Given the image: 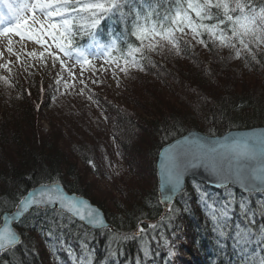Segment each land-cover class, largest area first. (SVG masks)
I'll return each mask as SVG.
<instances>
[{"label":"trees","instance_id":"1","mask_svg":"<svg viewBox=\"0 0 264 264\" xmlns=\"http://www.w3.org/2000/svg\"><path fill=\"white\" fill-rule=\"evenodd\" d=\"M138 1H142L139 3L142 9L137 7ZM234 2L230 0L233 5ZM130 3L123 8L129 15L116 12L104 22L113 23L118 30L121 50L126 48V43L139 46V41L130 35L136 10L144 13L155 9L163 18L175 6L174 0H133ZM251 5L259 11L264 0H251ZM211 13L213 19L204 20V24L223 19L220 10L212 8ZM191 15L200 23L194 13ZM221 28L227 31L226 25ZM183 36L176 33L179 41ZM197 37L209 51L213 48L230 52L238 65L231 69L227 64L216 63V69L213 65V70H205V63H195L192 66L195 75L187 72V77H182L184 75L172 66L187 92L178 107L191 110L189 100L194 99L195 116L174 109L167 96L160 106H151L147 95L159 98L160 88L157 92L143 89L136 93L132 87L114 91L105 80L101 88L88 78L84 85L80 82L82 87H78V93L74 90L69 93L68 97H77L71 106L47 116L45 110L64 101L71 102L64 93L58 92L55 80L59 76L45 79L42 71H36L30 81L29 76L19 71L3 75L0 72V78H4L0 79V215L11 211L28 190L41 183L59 182L66 191L94 204L88 184L77 179L71 154L97 177L107 176L105 171L113 158L101 154L108 137L118 143V149L113 146V150L122 152L124 176L135 173L129 170V160L134 159L132 154L145 152L154 180L148 190L133 183L135 191L130 187V196L126 199L133 202L128 207L117 205L112 213L95 202L111 229H89L56 209L29 211L15 225L20 242L1 252L0 264H261L264 261V193L241 194L231 188L215 190L189 180L185 193L175 199L170 213L162 215L163 208L158 202L153 164L162 145L190 129L218 135L232 128L264 125V44H251V52L242 50L237 58L236 49L221 46L207 32ZM183 46L185 50L187 46ZM180 52L187 58L194 55V51ZM120 55V52L113 53L115 58ZM166 63L173 64L158 51L146 52L143 59L138 56V66L122 72L135 77L137 73L166 77L170 73ZM111 65L117 69L124 67L122 61L120 68L114 63ZM227 71L232 77L224 85L219 75L225 77ZM124 91H129L133 98L124 95ZM78 100L83 106H79ZM94 112L98 113V118L93 117ZM41 119L49 122L47 130L42 129ZM196 119L202 124L199 128ZM149 222L151 224L146 225ZM141 228L142 236H138L136 232ZM185 255L188 257L184 258Z\"/></svg>","mask_w":264,"mask_h":264},{"label":"snow or ice","instance_id":"2","mask_svg":"<svg viewBox=\"0 0 264 264\" xmlns=\"http://www.w3.org/2000/svg\"><path fill=\"white\" fill-rule=\"evenodd\" d=\"M128 3L129 0H24L15 7L12 4L7 5L15 24L0 28V35L7 36L9 33H14L21 38L27 37L29 40H34L40 45H48L45 37H49L60 52L69 57L75 54L76 62L82 65H91V61L85 49L75 44V39L77 36H89L93 45L101 49L103 55L108 58L105 62L110 61L117 67H120L121 61L123 62L124 67L120 68L123 72H127L131 66H138V56L143 59L146 52L158 51L165 45L178 48L176 33L185 34V28L191 30L193 38L200 36L202 32H207L214 40H218L221 46L236 49L237 58H240L242 50L251 52V44L255 43L257 46L264 44V6L257 11L251 5V0L247 2L235 0L234 5L230 3V0H203L202 3L200 0H174V8L166 12L163 18H160L155 9L144 13L136 10L130 35L139 41V46L126 43V48L121 50L118 43L120 37L107 44L97 41L95 29L101 19L116 12L122 16L129 15L130 13L123 11ZM212 8L220 10L223 19H218L217 23L211 25L204 24V20L213 19ZM237 12L239 14L233 15ZM37 13L49 23L46 24L37 19ZM192 13L200 23L193 20ZM154 15L155 19H153ZM221 25H226L227 31L221 28ZM228 32L231 35H228ZM198 42L204 43L203 40ZM8 43L11 45L12 41L9 39ZM7 50L11 52L12 48L8 47ZM114 52H120V57H113ZM31 55L36 54L31 53ZM40 55L43 56L44 53ZM56 58L59 59V57ZM253 59H255L254 56ZM63 63L64 61L61 60V64ZM166 159L165 169L168 183L171 185L170 191H175L180 183L183 158L176 153L169 155ZM220 160L221 168L226 165L229 172L234 170L237 177L245 179L246 187L254 188L257 181L264 184V141L257 143L251 138L237 141L230 146L229 151L220 154ZM166 199L170 197L166 196ZM57 204L62 211L74 214L81 219L87 218L92 223L100 222L97 210L92 209L85 201H78L65 195L60 191L58 184L41 186L39 191L34 190L21 201L17 215L33 206L49 207ZM17 242L16 233L5 221L4 226L0 227V248L15 245ZM261 264H264V261Z\"/></svg>","mask_w":264,"mask_h":264},{"label":"rangeland","instance_id":"3","mask_svg":"<svg viewBox=\"0 0 264 264\" xmlns=\"http://www.w3.org/2000/svg\"><path fill=\"white\" fill-rule=\"evenodd\" d=\"M38 17L42 16L37 13L36 18L39 19ZM41 21L45 22L44 20ZM45 23L47 24L49 22ZM36 27H38V25H36ZM185 29L187 31H184L185 34L183 37H181V40L179 41L177 38L178 48H173L171 45H165L164 48L158 50V53L163 54V56L167 57L170 62H173V64H165L168 69L170 68V73H168V76L166 77L163 75L160 76L157 73L152 75L137 73L136 77L133 76L134 74L125 75L120 69L114 68L112 65L106 68L107 64L103 60H95L89 57L88 58L91 61V65L78 64L76 59H66L65 55L56 48L55 43L49 37H45V39L48 41V45H40L34 40H29L27 37L21 38L14 33L8 34L7 36L0 35V72L1 75H3L8 72L15 73L19 71L29 76L30 81L36 76V71H42L45 79L51 78L52 76L55 78L56 76H59L55 80L56 85L59 86L58 92L64 93L65 98H70L68 95L73 90L74 92L78 93L80 91L78 87H82L80 82H85V78H88L94 86H100L101 88H104L102 82L105 80L111 86L110 88L115 89L114 91H120V88L124 87H132L136 90V93L143 89L157 92V89L160 88L161 95L159 98H155L150 94L147 95V102L150 103L151 106L154 107V105L157 104L160 106L162 103H164L163 100H166L165 97L167 96L169 103L174 107V109L178 111L183 110V112H186V114H193L195 116L197 113L193 112L196 110V107H194L196 105V101L194 99H188L190 106L192 105L191 110L185 111V108L178 107V104L180 103L181 105V101L186 99L185 96L187 97V92L185 88L186 86L184 84H180V80L178 78L180 77L178 75L179 73L176 72L175 69L173 71L172 66L174 65L176 70H178L181 75H184L182 77H187L185 75L187 72H191L192 76L195 75V70L192 69V66L195 65V63H205V70H213L211 68L213 65L214 69H216V63H220L219 65L227 64L229 67H231V69L238 64L234 62V59L232 58L233 56L230 54V52L223 50L219 51L213 48L209 51L203 43L198 42V37L193 38L191 30L189 31L187 28ZM9 39L12 41L11 45L8 43ZM181 43L187 46L185 50V46H183ZM8 47L12 48L11 52L7 50ZM188 50L189 52L194 51V55H191L194 58L182 56L184 53H181L180 51L188 52ZM189 52L187 54H189ZM31 53H35L39 56L35 57L33 55L34 57L32 58ZM40 53H44V55L41 56ZM56 57H59V59ZM61 60L64 61L63 64H61ZM50 73L51 75L48 76ZM170 75L172 77H170ZM224 75L225 77L221 75H219V77H223V84L225 85V83L228 82L232 76H230V71L225 72ZM102 76H104V79H102ZM227 76L229 77L226 78ZM214 79L218 82L217 77H214ZM131 81H133L134 84L131 83ZM157 81H161V85H159ZM84 84L85 83H83V85ZM216 85L214 84V86ZM255 85H257V83L254 84V88ZM121 91H123V89H121ZM124 95L130 97L131 99L133 98L129 91H124ZM124 95H121V97H125ZM76 98L77 97H71V102L70 100L64 101L65 105L64 103H61L48 110H45V114L50 116L59 113L60 111H58V109L62 110L66 106H71L73 100ZM60 99L63 100V97H60ZM77 103L79 106H83L79 100ZM119 103H122L121 99ZM75 107L76 106H74V108ZM77 109L78 108H75V110ZM97 114L98 113L95 112L94 114L92 113L93 117L98 118ZM41 123L43 130H47L49 128V122L47 120L41 119ZM106 124V122H103V125L106 126ZM100 125L103 126L102 124ZM201 126L202 124L197 120V128ZM109 146L111 147L110 149ZM113 146L118 149V143L115 140H112L111 137H108L107 142H105L103 145L104 152L101 154V156L104 154L105 157H109L110 159L111 157L113 158L109 161L110 164H108V170L105 171L107 176L105 174H101V177H97L92 171L86 169L78 157H75L74 154H71V162H74L77 179H81L86 185L88 184V193L89 195L91 194V198L93 197L95 199L94 204L95 202L100 203L104 207V210L108 213H112L117 210L115 209L117 205L120 207H124L125 205L127 207L130 206V203L133 201L129 200V202H126V199L129 198H127V196H130V187H132L133 192L135 191L133 183H139L141 184L139 185L140 188H147V190L154 183L150 169L149 158L144 157L145 152H142L143 154L136 152L132 154L134 159L129 160L131 164V168H129V170L132 169V171H135V173L124 176L126 174V168L121 167L122 165L120 156L122 152L120 153L118 150H113ZM111 152L113 156H111ZM101 168H103V166H101ZM66 180L70 179H67L66 177ZM187 257L188 255L184 256V258Z\"/></svg>","mask_w":264,"mask_h":264},{"label":"water","instance_id":"4","mask_svg":"<svg viewBox=\"0 0 264 264\" xmlns=\"http://www.w3.org/2000/svg\"><path fill=\"white\" fill-rule=\"evenodd\" d=\"M249 138L256 141L257 143L264 141V125L246 128H232L218 135L208 134L203 131L192 129L162 146L157 153L155 161L159 203L164 208L171 204L175 196L184 190L185 181L188 178H194L214 188L232 186L242 192H264V184H261L259 181L256 182V186L254 188L246 187L245 179L237 177L234 170L229 172L226 165H223V168H221L222 161L220 160V154L229 151L230 146L235 142L243 141ZM213 149L216 151L213 152ZM176 153H179V155L183 158L180 168V183L175 191H170L171 185L168 183L165 164L167 163L166 158L169 155H174ZM55 184L59 185L60 191L65 195L73 197L78 201H85L91 206L92 209L97 210L99 212L100 222L92 223L89 222L87 218L81 219L74 214L62 211L58 204L56 206L41 208H56L57 210L63 212L75 221L90 229H102L110 227V224L106 220L105 215L100 208L92 204L84 197L67 192L58 182L42 183L31 188L27 193H25L22 199L19 200L14 210L11 212H4L0 216V227H3L5 221H7L8 226L14 231L13 224L34 207L33 206L27 210H23L20 215H17L21 201L33 193L34 190L39 191L41 186H50ZM166 196L170 197V199H166ZM16 235L19 242V235L17 233ZM15 245H9L4 248H0V250L11 248Z\"/></svg>","mask_w":264,"mask_h":264},{"label":"bare ground","instance_id":"5","mask_svg":"<svg viewBox=\"0 0 264 264\" xmlns=\"http://www.w3.org/2000/svg\"><path fill=\"white\" fill-rule=\"evenodd\" d=\"M167 144V143H166ZM165 145V144H164ZM164 145H162V146H164ZM161 146V147H162ZM160 147V148H161ZM155 160H156V157H155ZM155 160H154V164H155ZM153 164V168H154V173H155V179H156V191H157V186H158V181H157V178H156V170H155V165ZM17 205V204H16ZM16 205H15V207H16ZM14 207V208H15ZM14 208L12 209V210H14ZM11 210V211H12ZM11 211H9V212H11ZM23 219V217L22 218H20L18 221H17V223H20V221ZM14 231L17 233V231H16V228H14ZM18 234V233H17ZM19 235V234H18ZM19 242H20V235H19ZM8 249H10V248H6V249H1L0 250V254H1V252H4V251H6V250H8Z\"/></svg>","mask_w":264,"mask_h":264}]
</instances>
